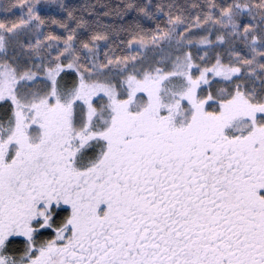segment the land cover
<instances>
[{
    "label": "snow or ice",
    "instance_id": "6c2138e0",
    "mask_svg": "<svg viewBox=\"0 0 264 264\" xmlns=\"http://www.w3.org/2000/svg\"><path fill=\"white\" fill-rule=\"evenodd\" d=\"M0 109V264H264V0H0Z\"/></svg>",
    "mask_w": 264,
    "mask_h": 264
},
{
    "label": "trees",
    "instance_id": "16d2710c",
    "mask_svg": "<svg viewBox=\"0 0 264 264\" xmlns=\"http://www.w3.org/2000/svg\"><path fill=\"white\" fill-rule=\"evenodd\" d=\"M66 2L77 9H82L85 6H91V5H100V4H106V3H111V4H116L119 3V0H66ZM145 2H147V0H145ZM154 3H158V2H167V0H153ZM179 3H184L185 0H178ZM85 15H87V13H85ZM111 18H105V22H110ZM70 79V78H69ZM5 115L3 109H0V118H3ZM22 246L20 245L18 242L14 241L12 245H10V247L15 248V247H19Z\"/></svg>",
    "mask_w": 264,
    "mask_h": 264
}]
</instances>
